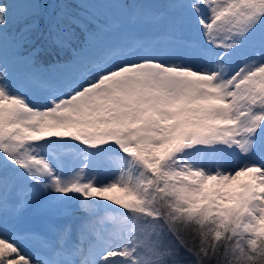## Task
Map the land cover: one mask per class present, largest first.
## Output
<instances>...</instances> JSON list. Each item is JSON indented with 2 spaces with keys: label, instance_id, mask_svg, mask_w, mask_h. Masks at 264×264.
<instances>
[{
  "label": "snow or ice",
  "instance_id": "1",
  "mask_svg": "<svg viewBox=\"0 0 264 264\" xmlns=\"http://www.w3.org/2000/svg\"><path fill=\"white\" fill-rule=\"evenodd\" d=\"M0 264H264V0L0 3Z\"/></svg>",
  "mask_w": 264,
  "mask_h": 264
},
{
  "label": "rangeland",
  "instance_id": "2",
  "mask_svg": "<svg viewBox=\"0 0 264 264\" xmlns=\"http://www.w3.org/2000/svg\"><path fill=\"white\" fill-rule=\"evenodd\" d=\"M27 2H29V0H8V4H24V3H27ZM38 2L44 3L45 0H38ZM49 2H51V0H49ZM113 2H119V0H113ZM123 2H125V0H123ZM156 3L157 4H162V3H164V0H156ZM20 11H21L20 9L14 10V15L12 17H10L9 18V21H8L10 24L12 22V24L8 26V30L11 29L13 31V30H16L17 29L18 26L16 24L15 15L18 14ZM117 15H121V17H122V14L120 12H117ZM101 178L102 179H107L108 176H107L106 173H102L101 174ZM113 194L120 195V193H118V192H115ZM26 215L27 216H31L32 215L31 211H29L28 213H26ZM80 215H82V214L81 213H77L76 214L77 217L80 216Z\"/></svg>",
  "mask_w": 264,
  "mask_h": 264
}]
</instances>
